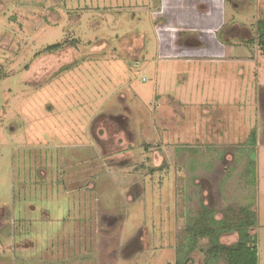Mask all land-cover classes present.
<instances>
[{
  "label": "rangeland",
  "instance_id": "rangeland-1",
  "mask_svg": "<svg viewBox=\"0 0 264 264\" xmlns=\"http://www.w3.org/2000/svg\"><path fill=\"white\" fill-rule=\"evenodd\" d=\"M164 1L0 0V264H175L201 205L264 264V0Z\"/></svg>",
  "mask_w": 264,
  "mask_h": 264
},
{
  "label": "trees",
  "instance_id": "trees-1",
  "mask_svg": "<svg viewBox=\"0 0 264 264\" xmlns=\"http://www.w3.org/2000/svg\"><path fill=\"white\" fill-rule=\"evenodd\" d=\"M66 42L48 46L47 50H56ZM247 42L256 43L264 56V18L257 20L254 36ZM74 43V40L70 42ZM255 219V211L246 205L236 209L228 207L219 219L212 209L201 205L198 213L188 218L175 264H192L190 255L196 251L203 256L202 264H257V248L251 232ZM230 233L236 234V240L231 244L222 243L221 236ZM203 239L206 241L202 242Z\"/></svg>",
  "mask_w": 264,
  "mask_h": 264
},
{
  "label": "crops",
  "instance_id": "crops-1",
  "mask_svg": "<svg viewBox=\"0 0 264 264\" xmlns=\"http://www.w3.org/2000/svg\"><path fill=\"white\" fill-rule=\"evenodd\" d=\"M169 1V0H168ZM184 1H189V0H184ZM204 1H207V2H209L210 0H204ZM223 1V0H222ZM170 2V1H169ZM169 2L167 3V0L166 1H164V7H166L165 8V10L167 9V5L169 4ZM174 2H175V0H174ZM212 3H213V0H212ZM201 4H203V5H205L206 6V9H203L204 11H206V12H208L209 14L208 15H212V16H215V14H218V11L216 10V9H219V8H216L215 10H214V8H212L211 9V4L210 5H208V4H205V3H196L195 4V8L194 9H198L199 11H201L202 10V7H201ZM213 6V5H212ZM197 7V8H196ZM208 7V8H207ZM200 8V9H199ZM191 11L193 12V13H195L194 12V10H192L191 9ZM220 13V12H219ZM167 14L168 15H170V17H171V19H173L172 21L173 22H175L176 20L178 21V23H182L183 25H186V24H184L183 23V18L181 17L182 15H180L178 12H174V11H172V10H169V11H167ZM193 16H191L190 14L188 15V18L190 19V18H192ZM194 19V18H193ZM198 20V19H197ZM196 20V21H197ZM187 21H188V19H187ZM195 24H196V22L195 21H193ZM192 24V23H191ZM199 24V23H198ZM189 26H191L192 27V25H189ZM198 26V25H197ZM197 26H195L197 29L198 28H200L199 26L197 27ZM194 27V28H195Z\"/></svg>",
  "mask_w": 264,
  "mask_h": 264
}]
</instances>
